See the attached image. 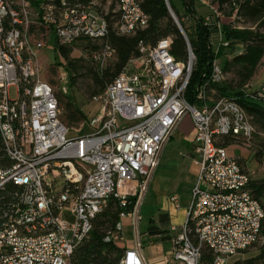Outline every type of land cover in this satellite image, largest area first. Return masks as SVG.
<instances>
[{"label":"built area","instance_id":"obj_1","mask_svg":"<svg viewBox=\"0 0 264 264\" xmlns=\"http://www.w3.org/2000/svg\"><path fill=\"white\" fill-rule=\"evenodd\" d=\"M94 1L0 0V264H76L73 254L96 216L112 200L126 209L128 199L135 200L133 208L120 214L104 241L122 243L121 222L129 219L132 248L123 249L118 264H148L138 211L162 150L185 116L193 125L196 179L183 223L169 227L172 262L165 264H200L203 249L211 252V264H227L257 244L264 264V211L249 189L252 172L223 145L229 138L248 148L256 130L232 97L210 87L225 82L222 65L233 55L224 41L221 12L207 4L209 12L201 17L217 51H224L212 61L194 105L186 102L185 91L195 57L183 33L185 60L171 54L172 38L165 37L152 47L140 45L139 55L92 98L100 108L89 121L90 132L80 134L60 121L56 90L66 93L67 74L57 73L55 90L41 77L38 54L50 36L58 47L101 42L109 31V11L99 10ZM114 1L117 36L129 37L147 26L139 0ZM8 16H16L15 26H7ZM92 58L104 66L115 61V52L103 45ZM241 92L264 102V92L254 94L249 85ZM60 154L78 156L82 171L71 165L49 168L48 160ZM76 190L84 191L83 200H76ZM170 202L179 209L176 196Z\"/></svg>","mask_w":264,"mask_h":264},{"label":"trees","instance_id":"obj_2","mask_svg":"<svg viewBox=\"0 0 264 264\" xmlns=\"http://www.w3.org/2000/svg\"><path fill=\"white\" fill-rule=\"evenodd\" d=\"M82 3H88L92 0H80ZM178 2L181 6V11L187 17H190L194 22V32L190 36L183 24L179 20V12L175 7ZM227 2L230 14H235L242 19L244 23L249 24V27L237 28L231 25H223L224 41L230 43V47L241 45L244 50L242 54L235 55L231 60L223 62L222 70L224 73L233 71L238 78V86L235 91L228 85L211 84L219 96L232 97L236 103L253 118L254 124L264 132V102L247 99L241 92V89L248 84L249 80L254 75L260 61L264 56V32L260 28L264 27V0H217L221 6ZM169 7L179 20V24L183 30L187 42L195 57V64L191 73L186 91L185 100L189 105H194V96L199 86L203 85L209 79L211 72V64L215 58L223 55V48L217 51V44L211 37V31L207 26L203 25V20L197 15L194 10L193 0H167ZM140 7L144 14L148 17V24L144 29L137 30L132 36L119 37L113 30L114 23L117 20L116 16L111 14V9L106 16L108 22V34L101 41V47L107 45L115 52V61L111 66H108L101 74H93L92 83L95 86L93 97L102 94L105 88L117 78L126 67L128 61L132 57H137L138 47L154 46L156 42L165 37L172 38L171 54L177 60H185L186 44L184 37L177 29L176 25L169 16L165 5V0H140ZM219 9V8H218ZM57 51L64 59H67V47L57 46ZM217 52V53H216ZM70 86H73L74 79L71 77V72H75L74 63H68ZM59 103V102H58ZM60 108V105H59ZM64 119L68 125L78 123L85 120L86 117L78 107H70V103L66 104L64 110ZM256 131L251 143L248 147L252 151L253 140L255 136H260ZM233 142L232 139L226 138L224 146L227 142ZM2 156L0 143V158ZM249 189L253 197L260 203L264 211V178L261 180H252ZM126 209H121L115 200L108 203L106 209L96 216L93 220V227L85 241L75 250L72 260L76 264H118L122 257L123 250H119L116 244L105 242V237L108 231H113L119 222V216L122 212H129L135 203L134 199H128ZM148 235H159L160 232L155 226L148 228ZM168 233V232H167ZM262 237L264 238V221L261 229ZM262 254L258 257L260 264ZM213 256L207 249H203L200 258V264H211ZM247 264H253V261H247Z\"/></svg>","mask_w":264,"mask_h":264},{"label":"rangeland","instance_id":"obj_3","mask_svg":"<svg viewBox=\"0 0 264 264\" xmlns=\"http://www.w3.org/2000/svg\"><path fill=\"white\" fill-rule=\"evenodd\" d=\"M194 10L197 15L202 17L206 15L209 7L219 8L218 10L222 14L221 21L224 25H231L238 28L249 27V24L238 18L234 13L230 14L227 2L221 6L216 3L217 0H193ZM244 0H241L240 4ZM99 10L109 11L115 6L114 0H95L94 1ZM175 7L179 12V20L183 24L187 33L192 36L194 32V22L190 17H187L181 11V6L178 2L175 3ZM169 10L174 14L173 10L169 7ZM176 17V15L174 14ZM179 24V20L176 17ZM180 25V24H179ZM181 27V26H180ZM182 30V28H181ZM260 31L264 32V27L260 28ZM183 32V30H182ZM101 48V42L95 43H83L76 42L71 46L67 47L68 56L67 59L61 57L57 51V46L53 37H49L47 40L46 47L38 54L41 60L40 74L41 77L50 84L54 89H57L55 78L58 72H65L68 76L67 91L63 94L56 90V96L60 105V121L66 128L80 129V134H86L90 132L88 127L89 121L93 119L100 108L98 103L93 102L92 96L95 91L91 79L93 74H101L108 66L112 63H107L104 66H100L96 63L93 58V52L98 51ZM243 47L238 45L232 46L229 49L233 55L229 57L231 60L235 55V52L243 51ZM74 63L75 72H71V77L74 79L73 86H70L68 63ZM223 66V65H222ZM226 80L223 85H228L235 91L238 86V78L233 71L225 73ZM249 89L252 93L264 92V56L260 61L254 75L249 80ZM8 97L10 100L15 98L14 88H10L8 91ZM70 103V107H78L86 119L81 120L78 123L68 125L65 121L64 110L66 104ZM264 108V104H263ZM253 122V118H252ZM255 130L260 136H255L253 140L252 151L248 148L235 144L234 142H227L228 152L240 158L242 164L252 172V179L254 181L261 180L264 178V132L254 124ZM175 136L172 138L163 148L160 156L158 168L152 177L148 191L142 199L139 215L141 221L138 225L140 242L142 246L143 254L149 262L150 259L157 257L161 251L158 241L165 240L167 232L169 231L170 223L177 217L174 205L169 201V198L176 196L180 205V211L183 213L186 210L187 204L190 199L191 189L195 183V167L192 164V152L191 143L186 139L193 134V125L189 116H185L181 119ZM74 134L70 133L69 136ZM189 139V138H188ZM242 153V156H241ZM251 156V157H250ZM155 226L160 232L159 235L150 236L148 235V228ZM115 231H108L106 237H110ZM120 236L122 243L118 242L116 247L121 250L126 242H130L134 239V234L128 225H121ZM262 245L257 244L247 251H245L238 260H234L232 264H247L246 262L253 261V264H258V257L262 254ZM240 258V259H239Z\"/></svg>","mask_w":264,"mask_h":264},{"label":"crops","instance_id":"obj_4","mask_svg":"<svg viewBox=\"0 0 264 264\" xmlns=\"http://www.w3.org/2000/svg\"><path fill=\"white\" fill-rule=\"evenodd\" d=\"M177 129V128H176ZM176 129L174 130V132H173V134H172V136H171V138H170V140L172 139V138H174V136H175V131H176ZM189 138V139H188ZM186 140L187 141H189L190 143H191V140H192V138H193V134L190 136V137H188ZM169 140V141H170ZM163 151V150H162ZM241 156H242V153H241ZM251 157V156H250ZM192 161V160H191ZM192 164H193V162H192ZM193 167H195V166H193ZM158 168V167H157ZM157 170V169H156ZM195 173H196V167H195ZM153 176H154V174H153ZM152 176V177H153ZM152 179V178H151ZM195 179H196V174H195ZM151 181V180H150ZM150 183V182H149ZM194 186V185H193ZM148 187H149V185H148ZM193 188V187H192ZM192 190V189H191ZM147 191H148V188H147ZM147 191H146V193H147ZM145 193V194H146ZM145 196V195H144ZM169 201H170V198H169ZM189 201H190V199H189ZM188 205H189V202H188V204H187V207H186V210L183 212V213H181V211H180V205H179V209H175V211L177 212V217L170 223V226L171 225H175V226H180L182 223H183V221H184V219H185V214H186V211H187V208H188ZM140 206H141V204H140ZM139 210H140V207H139ZM138 213H139V211H138ZM139 217H140V215H139ZM140 221H141V217H140ZM121 225L123 226V225H128L129 227H130V229H131V223H130V220L129 219H124L122 222H121ZM131 231H132V229H131ZM132 243H133V240H131L130 242H126L125 243V245H124V248L122 247V249H131L132 248ZM158 243H159V246H160V249H161V251L159 252V255L157 256V257H154V258H152V259H150L149 260V262H147L148 264H165V262H169V263H171L172 262V260H171V234L169 233V231H168V234H167V236H166V239L165 240H162V242L161 241H158ZM142 254H143V251H142ZM143 256H144V254H143ZM144 258H145V256H144ZM146 259V258H145ZM240 259V258H239ZM235 260H238V259H235ZM147 261V260H146ZM234 262V260L233 259H230V260H228L227 261V264H232Z\"/></svg>","mask_w":264,"mask_h":264},{"label":"bare ground","instance_id":"obj_5","mask_svg":"<svg viewBox=\"0 0 264 264\" xmlns=\"http://www.w3.org/2000/svg\"><path fill=\"white\" fill-rule=\"evenodd\" d=\"M139 8L140 12H143L140 7L139 0ZM16 25V16H8L7 26H15ZM61 165H71V167H75V171H82V164H78V156H73L72 154H60L54 156L51 160H48L49 168H57ZM84 191L76 190V200H83Z\"/></svg>","mask_w":264,"mask_h":264},{"label":"water","instance_id":"obj_6","mask_svg":"<svg viewBox=\"0 0 264 264\" xmlns=\"http://www.w3.org/2000/svg\"><path fill=\"white\" fill-rule=\"evenodd\" d=\"M165 5H166V8H167V10H168L169 5H168V3H167V0H165ZM168 13H169L170 18L172 19V21H173L174 24L176 25L177 29H178V30L180 31V33L182 34L183 32H182V30H181L180 25L178 24V22H177V20H176V17H175L174 14H173L171 11H169V10H168ZM182 36H183V34H182Z\"/></svg>","mask_w":264,"mask_h":264}]
</instances>
